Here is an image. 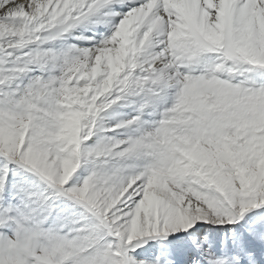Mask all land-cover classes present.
I'll return each mask as SVG.
<instances>
[{"label":"snow or ice","instance_id":"6c2138e0","mask_svg":"<svg viewBox=\"0 0 264 264\" xmlns=\"http://www.w3.org/2000/svg\"><path fill=\"white\" fill-rule=\"evenodd\" d=\"M0 264H264V0H0Z\"/></svg>","mask_w":264,"mask_h":264}]
</instances>
